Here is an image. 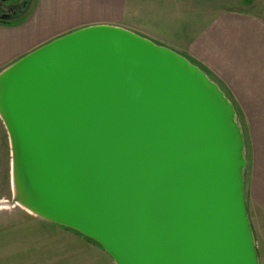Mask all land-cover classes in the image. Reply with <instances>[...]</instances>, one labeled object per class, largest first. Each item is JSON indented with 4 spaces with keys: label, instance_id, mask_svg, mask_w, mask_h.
I'll list each match as a JSON object with an SVG mask.
<instances>
[{
    "label": "water",
    "instance_id": "water-1",
    "mask_svg": "<svg viewBox=\"0 0 264 264\" xmlns=\"http://www.w3.org/2000/svg\"><path fill=\"white\" fill-rule=\"evenodd\" d=\"M0 114L14 203L115 264H260L236 109L174 50L119 26L79 28L0 74Z\"/></svg>",
    "mask_w": 264,
    "mask_h": 264
},
{
    "label": "crops",
    "instance_id": "crops-1",
    "mask_svg": "<svg viewBox=\"0 0 264 264\" xmlns=\"http://www.w3.org/2000/svg\"><path fill=\"white\" fill-rule=\"evenodd\" d=\"M127 3L128 0H28L14 17L0 15V74L48 40L83 25L96 24L126 28L198 61L201 66L195 63L207 75L210 71L215 75V78L209 77L237 104V111L241 109L243 113L237 116L248 119L253 166L247 207L256 247L261 240L264 263V12H220L210 19L205 18L200 28L196 24L199 31L193 32L190 24L184 25L186 10L181 6L184 1L179 0L176 16L182 21L178 27L183 29L182 36L164 37L154 28L157 26H152L151 34H147L142 32L146 27L141 21L132 19L136 23L134 28L128 25ZM60 21L66 24L47 30L48 23ZM154 22L157 19L152 17L151 23ZM13 170L12 140L0 114V258L4 261L16 255L24 256L30 243L31 217L47 220L24 205L14 204ZM84 236L76 237L92 246L91 250L100 258L103 256L105 264H113V258L104 249L101 251Z\"/></svg>",
    "mask_w": 264,
    "mask_h": 264
},
{
    "label": "rangeland",
    "instance_id": "rangeland-1",
    "mask_svg": "<svg viewBox=\"0 0 264 264\" xmlns=\"http://www.w3.org/2000/svg\"><path fill=\"white\" fill-rule=\"evenodd\" d=\"M165 1H166L165 3L166 5H164ZM183 1L184 4H182L181 6L182 8L185 6V10H186L185 11L186 15L184 17L185 18L184 25L190 24V28L193 32L199 31L198 28H200V26L203 25L205 18L210 19L220 12H226V11H235V12H244V13L264 12V0H183ZM8 2L10 3L11 1ZM179 8H180L179 0H137V1L128 0L125 19H126V23L132 26L133 28L136 23L132 19H135V21H141V23H143L144 26L146 27L144 28V30H142V32H146L147 34H151L152 26L153 27L157 26L154 28H158L157 31H159L160 34L164 37L175 34H177L178 36H182L183 29L178 28L181 26L182 21L178 19V16H176L178 14ZM187 8H189V13L187 12ZM1 11L2 9L0 8V12ZM204 12H206V14ZM152 17L157 19V22H154L152 24L151 23ZM172 23H177V24H174L173 26ZM65 24L66 23H64V21H60L57 23L56 22L48 23L47 30L63 27ZM196 24L199 25L198 28H196ZM86 26H90V25H83L76 29L66 31L54 37L53 39ZM188 33L189 32L187 31L186 34H184V36H187ZM53 39L48 40L46 43L52 41ZM154 42L160 45L158 41H154ZM180 55L186 57L195 65L199 64L198 61H194L193 59L188 57L185 53H180ZM195 62L198 63L196 64ZM199 65L197 66L200 67L201 65L200 66ZM209 75L212 76V78H215V75H213L211 71L209 72ZM232 103L236 109L237 104L235 102ZM237 110L238 109H236V113L240 114L241 109L239 111ZM237 119L242 129L244 141H245V158L247 160V165L244 170V181H245V201L247 206L248 201H250L248 182L250 179V175L252 174L253 143L252 140H250V134L249 135L247 134L248 119H246L245 117H238V116ZM14 204H21V203H14ZM247 211H248V207H247ZM81 235L83 234L69 227L43 219L40 220L33 219L31 217L30 230H29L30 243L26 246L24 256L19 257L18 255H16L14 258L11 259L9 258L8 261L7 260L4 261V259L0 258V264H105L104 262L106 261V259L104 260L103 256L100 258L99 255L93 253V250H91L92 246H90L88 243L76 237V236L80 237ZM87 241H90L91 243L98 245L99 249L103 251V248L94 240L88 238ZM257 245L258 246L256 248L259 253L260 264H264L262 260L263 255H262L261 240L258 241ZM88 248L90 251L88 250ZM113 264H115V262H113Z\"/></svg>",
    "mask_w": 264,
    "mask_h": 264
},
{
    "label": "flooded vegetation",
    "instance_id": "flooded-vegetation-1",
    "mask_svg": "<svg viewBox=\"0 0 264 264\" xmlns=\"http://www.w3.org/2000/svg\"><path fill=\"white\" fill-rule=\"evenodd\" d=\"M3 1L0 0V8L2 11L0 12V15L7 16V17H14L18 12H21L22 9L27 4L28 0H9Z\"/></svg>",
    "mask_w": 264,
    "mask_h": 264
}]
</instances>
